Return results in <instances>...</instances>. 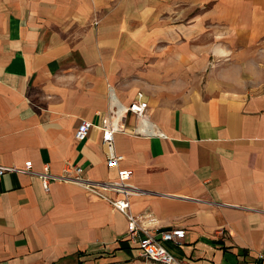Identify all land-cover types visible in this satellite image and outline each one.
Segmentation results:
<instances>
[{
    "label": "crops",
    "instance_id": "crops-1",
    "mask_svg": "<svg viewBox=\"0 0 264 264\" xmlns=\"http://www.w3.org/2000/svg\"><path fill=\"white\" fill-rule=\"evenodd\" d=\"M211 56L224 77L201 87ZM139 93L166 138L135 135L129 114L105 145L103 119ZM109 154L144 191L131 210L149 233L186 231L163 243L176 258L264 264V0H0V164L116 180ZM0 264L158 263L82 186L7 173Z\"/></svg>",
    "mask_w": 264,
    "mask_h": 264
},
{
    "label": "built area",
    "instance_id": "built-area-1",
    "mask_svg": "<svg viewBox=\"0 0 264 264\" xmlns=\"http://www.w3.org/2000/svg\"><path fill=\"white\" fill-rule=\"evenodd\" d=\"M113 113V114H112ZM132 114L137 120V125L133 129V133L139 136L156 135L166 138V135L160 132L151 122L150 107L146 101L144 94L139 93L136 99L128 106H122L116 111H111L109 117L102 121L103 143L113 147L114 137L117 133L128 132V129L119 121L120 117ZM93 124L88 121H82L78 126L75 134L77 141L85 140ZM123 157L116 154H109L107 166L110 169H117L118 175L116 180L107 181H91L83 176V168L75 165L67 164L61 175H54L49 171L46 165L44 171L36 172L33 170L32 162L25 164V169H17L15 167H5L0 164V178L7 173H21L37 176L45 190L49 189L52 182L76 183L82 186L87 193L101 201H105L112 205L127 218V233L131 241L138 243L142 256L146 259L158 264H191L186 260L176 258L163 245L164 242H171L180 245L186 236L184 229H175L172 231L159 232L156 235L149 233L145 226L146 217H138L133 214L132 198L141 196L144 191L131 183L133 171L128 169H120V162ZM114 194L117 197L113 198ZM144 233V236L142 235Z\"/></svg>",
    "mask_w": 264,
    "mask_h": 264
},
{
    "label": "rangeland",
    "instance_id": "rangeland-1",
    "mask_svg": "<svg viewBox=\"0 0 264 264\" xmlns=\"http://www.w3.org/2000/svg\"><path fill=\"white\" fill-rule=\"evenodd\" d=\"M222 31H217L215 35H221ZM218 43L217 45L222 47L223 46V41L222 37H218ZM207 45V42L204 43ZM208 57V55H206ZM208 59V58H207ZM209 61L207 62V69L204 72H201L199 75V84L201 87L204 86V84L209 80L210 77H212L214 74L215 76H219L220 79L222 80L224 77V72H223V64H224V59L223 57L221 58H211L208 59ZM229 60V58L227 59Z\"/></svg>",
    "mask_w": 264,
    "mask_h": 264
}]
</instances>
